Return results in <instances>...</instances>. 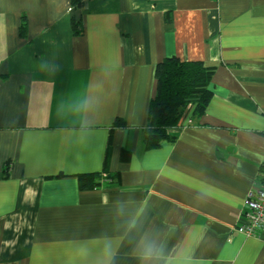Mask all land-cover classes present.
<instances>
[{
  "label": "crops",
  "instance_id": "crops-1",
  "mask_svg": "<svg viewBox=\"0 0 264 264\" xmlns=\"http://www.w3.org/2000/svg\"><path fill=\"white\" fill-rule=\"evenodd\" d=\"M88 1L0 0V264H264L235 230L264 172V0ZM172 56L212 95L148 149Z\"/></svg>",
  "mask_w": 264,
  "mask_h": 264
},
{
  "label": "trees",
  "instance_id": "trees-1",
  "mask_svg": "<svg viewBox=\"0 0 264 264\" xmlns=\"http://www.w3.org/2000/svg\"><path fill=\"white\" fill-rule=\"evenodd\" d=\"M75 8L83 7V0H72ZM111 0H89L90 10L110 8ZM73 33L80 32V19L70 20ZM213 68L201 61L166 57L154 68L155 93L150 98L145 129V147L158 148L174 139L170 128L178 125L185 111L192 107L193 116H200L212 93L208 88ZM107 178V174L77 175L79 187L88 189Z\"/></svg>",
  "mask_w": 264,
  "mask_h": 264
},
{
  "label": "built area",
  "instance_id": "built-area-1",
  "mask_svg": "<svg viewBox=\"0 0 264 264\" xmlns=\"http://www.w3.org/2000/svg\"><path fill=\"white\" fill-rule=\"evenodd\" d=\"M242 222L235 230L245 236H255L264 231V172L260 184L250 189L243 202Z\"/></svg>",
  "mask_w": 264,
  "mask_h": 264
},
{
  "label": "clouds",
  "instance_id": "clouds-1",
  "mask_svg": "<svg viewBox=\"0 0 264 264\" xmlns=\"http://www.w3.org/2000/svg\"><path fill=\"white\" fill-rule=\"evenodd\" d=\"M152 248L151 247H148L147 249H146V253H145V255L146 256H150L151 254H152Z\"/></svg>",
  "mask_w": 264,
  "mask_h": 264
}]
</instances>
